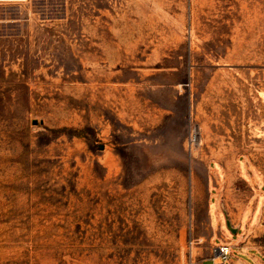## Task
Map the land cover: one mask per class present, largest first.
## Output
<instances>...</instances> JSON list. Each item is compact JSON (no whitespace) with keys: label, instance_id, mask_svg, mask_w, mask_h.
<instances>
[{"label":"rangeland","instance_id":"rangeland-1","mask_svg":"<svg viewBox=\"0 0 264 264\" xmlns=\"http://www.w3.org/2000/svg\"><path fill=\"white\" fill-rule=\"evenodd\" d=\"M262 95L264 0H0V264L264 250Z\"/></svg>","mask_w":264,"mask_h":264},{"label":"crops","instance_id":"crops-1","mask_svg":"<svg viewBox=\"0 0 264 264\" xmlns=\"http://www.w3.org/2000/svg\"><path fill=\"white\" fill-rule=\"evenodd\" d=\"M236 257L234 253L230 259V264H264V250H255L253 247L242 248ZM217 257H210L206 260L214 261ZM214 264V263H210Z\"/></svg>","mask_w":264,"mask_h":264},{"label":"built area","instance_id":"built-area-1","mask_svg":"<svg viewBox=\"0 0 264 264\" xmlns=\"http://www.w3.org/2000/svg\"><path fill=\"white\" fill-rule=\"evenodd\" d=\"M218 256L221 258V264H226L232 254V245L228 243H222L218 246Z\"/></svg>","mask_w":264,"mask_h":264},{"label":"bare ground","instance_id":"bare-ground-1","mask_svg":"<svg viewBox=\"0 0 264 264\" xmlns=\"http://www.w3.org/2000/svg\"><path fill=\"white\" fill-rule=\"evenodd\" d=\"M263 96V95H262ZM263 98H264V96H263Z\"/></svg>","mask_w":264,"mask_h":264}]
</instances>
